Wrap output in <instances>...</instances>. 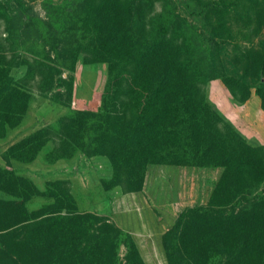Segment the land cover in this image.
<instances>
[{"label": "rangeland", "instance_id": "1", "mask_svg": "<svg viewBox=\"0 0 264 264\" xmlns=\"http://www.w3.org/2000/svg\"><path fill=\"white\" fill-rule=\"evenodd\" d=\"M130 1L147 38L172 32L223 139L236 134L258 166L216 196L224 168L184 133L143 158L130 126L144 98L130 56L111 72L96 56L98 0H0V200L17 205L0 211V264H171L165 235L182 214L212 204L228 218L264 198V19L238 0H217L222 16L208 0ZM188 223L189 264H264L232 223Z\"/></svg>", "mask_w": 264, "mask_h": 264}, {"label": "trees", "instance_id": "2", "mask_svg": "<svg viewBox=\"0 0 264 264\" xmlns=\"http://www.w3.org/2000/svg\"><path fill=\"white\" fill-rule=\"evenodd\" d=\"M160 1L162 5L173 6L171 0ZM238 1L249 4L255 10V14L264 19V0ZM134 3L135 1L130 0H98L97 17L101 33L97 37L96 51V56L103 58L99 59L100 61L110 63V72L111 65L115 64L117 57L131 58L128 77L136 89L130 93L135 94L138 99L144 98L143 103L136 107L135 120L130 126L134 133L132 141L138 142L132 146L143 158L154 156L164 158L170 151L164 145L165 141L175 138L177 133H184L185 140L192 143L194 155H199L200 159H208L211 165L224 168L217 196L231 177L237 179L246 171L258 166L253 159L254 152L234 133L230 134L228 141L223 139L217 127L216 115L212 114L208 105L200 98V82L186 65L179 61L180 48L174 35L168 30L160 33L156 28L153 30L154 33L151 32L149 35L151 38H147L146 26L140 28L133 24ZM207 5V8L218 16L227 14L231 9L230 4H221L217 0H208ZM174 12V18H180ZM14 92V89L10 90L11 97H14ZM105 99L107 100V95L104 96V101ZM101 113L110 114L107 105L103 104ZM150 139L159 140V143L152 146L149 143ZM143 141L147 144L143 145ZM35 195L37 194L33 196ZM15 207L16 202L0 200V211L10 213ZM212 207L211 204L209 208ZM209 208L188 210L180 216L172 230L166 233L164 243L171 264H189L181 253L179 241L188 222L195 219L209 224L222 221L232 223L233 227H238L237 236L243 239V244L253 241V252L264 254V198L254 201L240 213L232 214L228 218ZM221 234L227 238L232 233L225 231ZM198 239L201 240V237Z\"/></svg>", "mask_w": 264, "mask_h": 264}]
</instances>
